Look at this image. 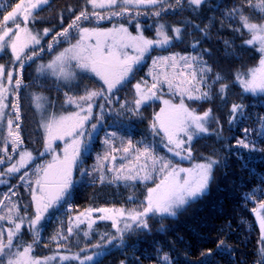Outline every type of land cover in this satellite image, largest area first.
Wrapping results in <instances>:
<instances>
[{
  "label": "snow or ice",
  "instance_id": "1",
  "mask_svg": "<svg viewBox=\"0 0 264 264\" xmlns=\"http://www.w3.org/2000/svg\"><path fill=\"white\" fill-rule=\"evenodd\" d=\"M85 184L129 194L80 210ZM0 186V264H192L176 222L214 190L253 205L264 264V0L0 5ZM208 243L195 264H239L226 235Z\"/></svg>",
  "mask_w": 264,
  "mask_h": 264
},
{
  "label": "trees",
  "instance_id": "2",
  "mask_svg": "<svg viewBox=\"0 0 264 264\" xmlns=\"http://www.w3.org/2000/svg\"><path fill=\"white\" fill-rule=\"evenodd\" d=\"M47 12L43 15L45 16ZM49 14V13H47ZM46 15L45 17H47ZM50 26V25H44ZM110 26V25H108ZM134 32V29H130ZM240 41L238 40L237 43ZM247 66H254L259 61V54H255L254 60H249L245 57ZM146 67L139 73L143 75ZM246 70V69H245ZM34 73V69H30ZM27 76L28 73H25ZM99 83V82H97ZM48 95V93H44ZM149 109L148 115H151ZM31 119V118H30ZM29 119V121H30ZM136 138H140L136 136ZM210 145L211 141H201L196 145L198 152L206 153L209 149L205 145ZM161 151H163L161 149ZM88 161H91L89 159ZM87 161V162H88ZM257 170L260 171V166L257 165ZM244 179L247 180L248 176L245 175ZM255 187V184L252 185ZM245 192L249 191L248 188L244 189ZM136 193L142 199L146 189L137 187ZM129 189L124 187L102 186L85 184L78 187L74 197V204L83 210L87 207H102V206H116L119 207L125 204ZM242 193H236L234 196H226L225 193H218L215 190L212 192L208 201L194 204L189 210L181 216L180 220L176 222L178 231L186 234V239L193 243V251L189 260L192 264L199 258L201 249L208 247L215 248L214 244H209V240H214L218 234H223L228 237V243L235 248V260L239 264H257L258 261V244L259 228L256 225L255 217L252 215L250 209L253 206L249 203L244 205L241 199ZM222 201L221 207H213V202ZM127 206V205H126ZM97 214V213H96ZM205 217H210L205 220ZM98 231L110 230V223L97 222ZM56 225L49 223L47 225L44 236L47 238L52 234ZM83 227V226H82ZM197 229L196 232L190 231ZM223 229V233H221ZM171 238V237H169ZM55 250V245L51 246ZM38 255L51 254L49 249L44 248L43 244L37 249ZM123 257L117 252L103 260V264H119V260ZM218 264H229L228 257H217Z\"/></svg>",
  "mask_w": 264,
  "mask_h": 264
},
{
  "label": "rangeland",
  "instance_id": "3",
  "mask_svg": "<svg viewBox=\"0 0 264 264\" xmlns=\"http://www.w3.org/2000/svg\"><path fill=\"white\" fill-rule=\"evenodd\" d=\"M8 2V0H0V5H3V4H6ZM44 14V13H43ZM46 15H49V14H47L46 13ZM45 15V16H46ZM149 63H150V61H149ZM256 64H258V62L256 63ZM255 64V65H256ZM254 65V66H255ZM147 71V68L144 70V73ZM144 73H143V75H144ZM143 75H141V76H143ZM125 94L126 93H120V96L123 98L124 96H125ZM152 110V109H151ZM156 111H159V106H158V104H157V107H156V109H155ZM57 111H60V109H59V107L57 108ZM31 118V115H29V119ZM30 122H31V119H30ZM31 128H35V124H31ZM26 138H27V134H26ZM136 139H139V138H136ZM28 144H29V146L30 147H35V145H33L32 143H31V140L29 139L28 141ZM99 150V148H97V149H95V151H98ZM95 151H94V153H93V157H94V154H95ZM91 159V161H88L87 162V164L90 166V165H92L93 163H95V160H94V158H90ZM184 166H187V164H185ZM76 175L77 176H79V173H76ZM99 187H102V186H100V185H98ZM104 186H108L107 184L106 185H104ZM109 186H113V187H116L115 185H109ZM120 187H124L123 185H121ZM137 187H142V186H137ZM125 188V187H124ZM3 187L2 186H0V192H3ZM94 216H97L98 214H96V213H94L93 214ZM97 222H101V221H97ZM48 255H50V254H48Z\"/></svg>",
  "mask_w": 264,
  "mask_h": 264
}]
</instances>
